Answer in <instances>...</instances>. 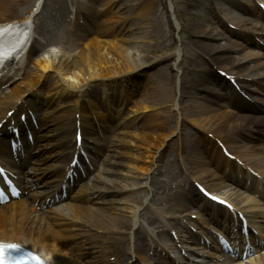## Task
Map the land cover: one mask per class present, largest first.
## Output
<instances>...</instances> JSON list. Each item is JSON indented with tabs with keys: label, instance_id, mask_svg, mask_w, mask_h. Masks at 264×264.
<instances>
[{
	"label": "bare ground",
	"instance_id": "bare-ground-1",
	"mask_svg": "<svg viewBox=\"0 0 264 264\" xmlns=\"http://www.w3.org/2000/svg\"><path fill=\"white\" fill-rule=\"evenodd\" d=\"M122 1L121 6L127 9V15L136 19L127 28L126 32H132L124 41L111 40L106 34L107 26H105V23L109 21L102 22L99 24L98 34L96 36L92 35L76 56L72 57L66 52H58L48 54V56L38 60L33 73L29 72L27 74L28 79L13 88L6 96H0V123L3 122L10 111L23 110L22 107H25L24 105L28 104L29 101L25 99V96L33 89L39 88L36 92L40 93V89L47 87L50 92L53 91L59 95V99L65 94L64 97L71 99L70 104H72L71 110L64 113L68 114L78 109L83 98L80 95L83 96L84 92L85 94L88 93L94 82L120 81L118 86L129 85L133 77L141 75L149 66L164 59L158 58L154 54L152 26L156 22V10L153 0ZM40 2L42 1L0 0V23H9L10 20L24 12L29 14L30 7L36 3L39 6ZM31 20L29 16L25 22L22 21L21 23L29 28L28 21ZM187 29L194 39L219 40L221 38L219 32L204 30L193 24L188 25ZM195 44L218 63L229 62L231 66L237 64L239 68L242 67L240 62L243 60L223 55L225 52L232 51L230 43L220 45ZM22 61L20 60L18 63L8 61L3 65L0 73V84L1 82L9 83L17 80L22 70ZM172 68H174V65ZM184 87V83H179V81L172 88L165 83L164 94L161 96L157 93L152 97H150L151 94L148 95L150 103L148 105L142 104L141 108L143 110L167 106L170 107V110L179 108L180 115L182 117L188 115L191 118L190 121L199 129L209 133L214 132L216 134L217 132L220 135L230 134L243 126L244 120L231 118L232 116L229 113L217 115L214 114L213 109L205 108L203 110L198 102L190 103L186 101L183 92ZM157 89L161 90L160 87H157ZM50 103L51 101H48L46 104L47 108H49ZM57 107L56 104L50 113ZM182 110L183 112H181ZM23 112L24 110L21 113ZM62 117L63 115L58 119ZM228 119H230L229 121L236 120L233 121L232 125L225 127L224 124L229 122ZM45 121H49V118L47 117ZM54 122H56V118H54ZM72 130V118L63 119L57 124L52 134H56L57 139L61 141H68ZM167 138L168 135L165 134V131L158 134L147 132L140 136L130 134L128 137L118 138L117 150L104 170L106 175L104 178H100L103 183L101 186L94 184L92 189L84 190L81 195L77 194L75 196L72 202L77 203L66 205L63 210L56 209L53 213L47 211L40 213L32 208L33 205H27L26 203L12 207L8 213L0 212V238H8L30 245L43 253L51 264H94L98 260L97 257H93L89 251H73L72 248L67 246L65 240L73 241L84 237L82 227L91 225L93 213H99L108 222L109 225H101L96 222L95 227L104 231L112 230L111 225L121 223L119 216L123 212L133 213V206L137 202L136 198L110 200L108 203L106 202L108 206L104 210V208L100 209L97 206L101 201L100 195L103 192L113 195L114 193H123L138 188L125 185L121 178L132 177L136 179L140 178L136 173L149 172L150 168L139 166L135 164V161L145 162L147 165L154 163L155 157H160V152L164 148ZM43 140L51 139L44 136ZM48 146H52V143L43 145L45 149ZM122 147H131V150L133 147L143 149L144 155L134 154L130 149L123 151ZM52 148L55 149V154L52 157L55 158V155L62 157L68 148V143L62 151L59 150L58 146ZM45 171L46 169L36 168V175L41 177ZM31 198L36 201L37 196L34 195ZM84 202L92 203L93 206L87 209L83 204ZM3 215H6L5 219L2 217Z\"/></svg>",
	"mask_w": 264,
	"mask_h": 264
},
{
	"label": "rangeland",
	"instance_id": "rangeland-1",
	"mask_svg": "<svg viewBox=\"0 0 264 264\" xmlns=\"http://www.w3.org/2000/svg\"><path fill=\"white\" fill-rule=\"evenodd\" d=\"M169 0H167L168 2ZM195 2L199 3L201 2L202 0H194ZM171 3H173V5L175 6L176 8V16L179 20V22H181L184 26V35H185V38H186V42L190 41V35L187 34V25L189 24H194L196 23L197 21L196 18L194 17L195 15V9L194 10H190L189 9V3H190V0H170ZM170 19H171V14H170ZM164 21V26H162V28L159 30L157 29L156 30V35L154 36V45L156 47V44L155 43H158L157 46L159 49L160 52L156 53V55H159V56H163L164 55V51H162V49H165L163 47V44H161L162 41H165L166 42V45L169 44L170 41H172V39L174 38V32L167 26L166 24V19L163 20ZM41 22H44L46 23V20H44V18L41 19ZM160 24V23H159ZM174 24V19H173V16H172V26ZM174 27V26H173ZM158 28V27H157ZM54 34V33H53ZM162 35V36H161ZM186 49L183 47V55H185ZM155 52V50H154ZM169 54H172V53H175L176 50L175 49H172L170 51H168ZM143 151L139 150V155H141ZM143 165V164H142Z\"/></svg>",
	"mask_w": 264,
	"mask_h": 264
},
{
	"label": "snow or ice",
	"instance_id": "snow-or-ice-1",
	"mask_svg": "<svg viewBox=\"0 0 264 264\" xmlns=\"http://www.w3.org/2000/svg\"><path fill=\"white\" fill-rule=\"evenodd\" d=\"M212 199H217L216 197H212ZM223 203V202H221ZM4 247H8V248H15V245H7V246H0V264H7V261L5 259V257L3 256V251H4Z\"/></svg>",
	"mask_w": 264,
	"mask_h": 264
}]
</instances>
